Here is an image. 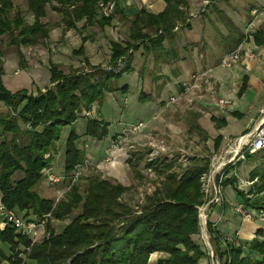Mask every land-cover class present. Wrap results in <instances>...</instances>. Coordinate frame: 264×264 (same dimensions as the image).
Here are the masks:
<instances>
[{
  "label": "trees",
  "instance_id": "obj_1",
  "mask_svg": "<svg viewBox=\"0 0 264 264\" xmlns=\"http://www.w3.org/2000/svg\"><path fill=\"white\" fill-rule=\"evenodd\" d=\"M24 2L34 18L31 25L20 10L14 11L13 0H0V36L6 35L16 47L44 44L52 26L62 27L64 33L76 30L77 23L83 21L84 30L94 24L104 29L115 15L122 14L116 6L109 17L99 13V2L112 0ZM164 2L165 9L159 15L148 14L145 10L133 15L129 20L127 40L110 43L107 66L115 68L121 60L127 61L117 73L91 66L81 47L74 54L83 57L85 68L89 70L81 68L66 74L52 64L50 82L53 86L43 93L35 96L25 91L11 94L0 84V101L6 108L5 113H0L1 204L5 211L26 219L39 220L50 215L46 234L36 243L17 233L10 224L0 231V264H148L153 253L162 254L157 264H199L200 260L209 259L198 242L197 207L204 202L200 179L209 171L210 158L193 160L186 167L176 160L151 165L156 177L152 182L145 174L150 165L145 163L143 174L138 169L143 155L137 158L136 154H131L127 164L132 173L139 181L145 180L146 185L154 186V191H142L135 202H129L126 197L132 187L96 175L72 181L86 158L77 147L79 136L71 129L65 141L63 168L68 190L57 202L42 197L39 192L45 171L52 167L63 129L79 120L82 112L93 106L101 107L106 94L126 91L118 85L124 74L132 72L133 52L143 47L146 59L152 55L155 63L171 60L172 55L163 43L171 40L178 25L188 27L190 17L186 0ZM47 6L60 16V21L50 26L41 21L46 16ZM222 24L227 29L222 40L231 53L242 44L245 36L228 19ZM250 36L255 46L264 47V26ZM1 57L0 53V76L3 72ZM243 90L245 82L240 92ZM140 99L143 102L146 97ZM199 117L198 113H189V130L207 139L206 132L197 124ZM84 118L87 137L101 141L108 136L107 124L92 116ZM211 120L217 129L226 125L224 120ZM221 141V137L216 139L215 150ZM253 162L258 164L249 173V180L256 181L247 193L239 190L235 175L224 179L222 185L230 186L245 206L264 212V201L257 200L249 205L247 199L248 195L264 193V151L246 154L238 165ZM52 221L63 224L59 232L52 228ZM207 233L221 264H264V233L261 231L246 244H236V238L224 241L210 223Z\"/></svg>",
  "mask_w": 264,
  "mask_h": 264
},
{
  "label": "crops",
  "instance_id": "obj_2",
  "mask_svg": "<svg viewBox=\"0 0 264 264\" xmlns=\"http://www.w3.org/2000/svg\"><path fill=\"white\" fill-rule=\"evenodd\" d=\"M186 1L188 4L187 12L190 17L188 21L189 26L185 28L181 27L177 31H174L171 40L163 43L165 50L172 55L170 58L171 60L168 63L158 62L160 63V65H158L154 62L152 55L148 56L146 59V52L143 50V47H140L133 52L132 61L143 58L141 69L138 70L137 67L132 65V72L124 74L118 86L119 88H125V92L130 96L132 90L129 84L130 79L133 80L134 85L137 83L141 87L149 77L160 89L162 86L166 88L171 82L184 81L188 78L189 72L193 70H196L198 75L200 73H205L209 86L206 90L210 92L214 90V94H210V96L207 95L208 100L206 104L216 105L219 99L230 101V104L226 106L227 110L221 111L222 113H219L220 111L213 107L210 108L215 111V114L210 117V120L211 118H215L219 121L224 120L226 122L224 127L218 129L220 133L217 138L221 137L222 143L223 140H226L227 136L240 137L250 132L260 119L258 114L261 115L264 113V47H257L251 42L249 47L257 55L256 59L248 60L244 58L234 63L230 69L222 67L220 64L221 59L229 54V49L222 40V37L227 35V29L223 26L222 21L228 19L240 31L239 22H241V17H243L242 14L240 17L237 10L238 8L236 7L237 5H231L228 0ZM112 2H114L115 6L122 14L115 15L111 24L104 29H100L98 25L94 24L84 30L82 29L83 21L77 23L76 30H68L64 33L62 27L56 28L52 26L49 37L44 44L29 47L13 46L10 44V40H4L7 37L6 35L0 36V53L2 55L1 68L3 71L0 76L1 86L11 94L25 91L29 95L35 96L39 92L43 93L53 86L50 82V65H57L61 71L64 70L65 65L59 60L60 56L64 55L66 57H71L73 63H69L71 64V66H68L69 71L77 69L79 66L85 67L83 57L74 54V52L78 51L81 47L84 48L85 56L91 66H101L100 57L103 54L107 55V59L109 60L110 43L125 41L120 37L119 30L121 31V27L129 23L128 21L133 15L140 10H145L151 15H159L165 9L164 0H112ZM23 7L25 9V13L23 14L24 19L28 24H33L34 18L28 13L25 2ZM47 8L49 7H46V16L42 18L41 21L50 26L54 23L52 24L50 22L51 15L48 13ZM52 13L55 12L52 11ZM123 16L125 18H123ZM58 21H60V19L56 20V22ZM212 33H214V37H216L215 40L211 37ZM83 39H86V41L83 42ZM187 51L188 54L182 56V52L186 53ZM51 53H53V56ZM151 59L152 65L151 63L147 65L148 60ZM185 64H188L187 66L189 68H185ZM153 65L157 73L151 70V66ZM179 65L184 66L182 67L184 72L180 70ZM101 67L104 68L103 65ZM146 72L147 75H145ZM243 82H245V90L240 92ZM120 93L122 92L106 94L105 100L100 107L101 110L106 106L111 110H120L121 116L115 123H111L109 120L104 121L97 119L95 111L96 106H93L92 118L108 125V136L104 140L96 141L85 135L86 120L79 119L70 128L75 130L79 136V142H81V140L82 142H86V140H90L91 142V147H88V143H84L86 146L84 147L85 150L78 147L80 150L82 149L84 151V154L89 150V154L85 155V162L91 161V166H95V168L105 173L106 178L104 179L117 182L125 187L134 188L141 181L132 173L127 164L128 159L123 161V158H119L117 162L111 165L104 162V158L111 148L107 140H110V138L121 131L123 123L132 124L135 123L134 121L139 120L135 117L134 113H129L128 105L123 104L124 100L127 102V99H123L122 97L114 98ZM161 93H164V89H162ZM149 94L151 95V93ZM138 99H140V95ZM150 102L145 106L142 104L138 112L142 111L141 113H143L144 116H151V105H155V102ZM125 107L126 112L123 111ZM4 110H6V108L0 101V112ZM127 114H129V117ZM198 114L201 117V114ZM131 115H134V118H132ZM147 118L148 123L151 119H149V117ZM199 127L202 129L200 125ZM131 139H134V137ZM140 140L141 139L135 137V139L131 141L136 143ZM221 143L217 150L214 148V152H219L222 147H226L227 144L221 146ZM137 144L140 145V143ZM142 148L148 149V147H133L128 153H130V155L136 154L137 158L143 155L142 161H144L143 164L145 165L147 152L144 155ZM118 154V156H121L120 153ZM123 163H125L126 166H124ZM140 164L141 161L138 164V169H140L143 174L141 170L143 164ZM257 164L258 162L242 163L239 164L237 168L239 167L238 171H243L246 166L251 165V172ZM63 168L59 170L60 174L56 173L52 168L50 172L52 175L58 176L60 178L59 180H61ZM235 173L238 176L237 170H235ZM249 173L243 178L246 183H243L240 191L244 193H247L251 185L256 181L249 180ZM231 175L233 174L230 173L228 177ZM227 190H229L230 194L235 196L236 203H233L228 198ZM230 190L232 191L230 186L224 187L222 204L211 208L209 223L217 230L222 238H236V244H246L258 231L264 233V221H244L241 216L234 211V205L243 204L249 212H251L250 209L252 208L245 206L246 204H244V201ZM247 199L249 200V205L257 200L264 201V193L260 195H248ZM161 257L162 254L160 253L151 254L148 264H157V260ZM199 264L212 263L209 259L204 258L200 260Z\"/></svg>",
  "mask_w": 264,
  "mask_h": 264
},
{
  "label": "rangeland",
  "instance_id": "obj_3",
  "mask_svg": "<svg viewBox=\"0 0 264 264\" xmlns=\"http://www.w3.org/2000/svg\"><path fill=\"white\" fill-rule=\"evenodd\" d=\"M228 1L229 3H231V5H237L236 7L238 8L237 10H238L239 16L241 17V14L243 16L241 17V22H239V29L244 36L252 34L255 30H257L261 26H264V17H258L257 19H254L251 16L252 10L264 9V0H257V1L256 0H228ZM23 4H24L23 0H13L14 11L20 10L21 13L24 14L25 9L23 7ZM47 9H48V13L51 15L50 22L52 24L55 23L57 19H60V16L57 13L56 14L52 13V11L49 8ZM129 27H130V22L128 24L123 25L121 27V31L119 30V33H120L119 35L124 40H127ZM178 27H179L178 29H180L181 25H178ZM174 31H177V30L174 29ZM214 36H215L214 33H212L211 37L215 40L216 37ZM4 40L8 41L9 38L6 37ZM52 54L53 53H51V55ZM186 54H188V51L186 53L182 52V56H185ZM59 60L62 61V63L65 65L63 72L67 74L69 72L68 66H71V64L69 63L71 62L73 63L71 57L69 56L66 57L63 55L59 57ZM100 60H101L100 65L104 66V70L108 69V66H106V64H108L107 55L103 54L100 57ZM122 61H126V59H123L120 62ZM141 62H143V58H138L135 61H132L131 65H134L139 70L141 69ZM149 63H151L152 65V59L148 60L147 65H149ZM156 64L160 65V63H156ZM185 65H186L185 68L188 67L187 66L188 64H185ZM153 67L155 66L154 65L151 66V70L157 73ZM179 67H180V70L184 72V69L182 68L184 66L179 65ZM81 68H84V70H89V68H85L83 66H79L77 69H81ZM77 69H74V70H77ZM145 75H147V72L145 73ZM197 76L198 74L196 70H193L189 72L188 78L185 79L184 81L182 82L177 81L178 83L176 81L173 83L171 82L170 85H168L166 88L162 86V88L160 87V89L159 87L156 86L155 82L153 83V81H151L149 77L147 78L146 82H144L143 86L141 85L142 88L137 83H135L134 85L133 80L130 79L131 82L129 81V84L132 87L130 96H128V93L122 92L119 95H116L114 98L122 97L123 99L124 98L127 99V102L126 100H124L123 104L128 105L129 113H134L135 117L139 119L138 121L144 122L146 126H145V129L142 131V133L138 135H131L127 131L131 123L130 124L123 123V125L121 126V131L118 132L114 137L110 138V140H107L111 148L107 152V155L104 158V162L106 164L111 165L112 163L117 162V159L119 158H123V161H125L129 159L130 153H128V151L130 149L128 148L130 146L136 147V148L137 147H149L150 141H153L155 143H159L162 141L165 144V146L169 147L172 151H174L175 154L179 155L181 153H184V155L187 157V162L185 163V165H182V167H186L189 165V163H192L193 160H203V159L211 158L213 155L219 153L224 148H227V146H229L231 142H234L235 139L239 138V137L227 136L226 140H223V142L221 143V146H224L225 144H227L226 147H222L219 152H214L215 151L214 150L215 139L217 138L220 132L215 127L214 123L210 120V117L213 114H215V111L211 110L210 108L213 107L214 109L219 110L220 111L219 113H222L221 111H226L227 108L225 107L221 109L217 107L216 105L206 104L208 100L207 95L210 96V94H214L213 93L214 90H211V92L206 90V88L209 87L207 86V84H205V80L207 79V77L202 78V79L199 78L196 88L192 89L188 93L184 91V87L185 86L190 87L189 85L193 83V78ZM162 89H164L163 94L161 93ZM149 93H151V95ZM139 95L140 97L141 96L146 97V99L142 102L141 99H138ZM172 99L173 101H171ZM150 100L151 102H155V105L154 104L151 105V109H152L151 116L150 115L144 116L143 113H141L142 111L138 112V110L140 109V106L142 104H144L143 106H145L146 104L150 102ZM95 111H96L97 119L104 120V121L109 120L111 123L117 122L119 120V117L121 116L120 110L118 111L115 109L111 110L107 106L105 108H102V110L100 109V107L99 108L96 107ZM123 111L126 112V107L123 108ZM5 112L6 110L0 113H5ZM192 112L193 113L197 112L201 114V117L197 120V123L202 127V130L206 132L208 136L207 139L204 138L203 135H200L198 132H190L189 126L187 124V120L189 119V113H192ZM84 113L85 112L81 113L80 119L86 120L84 118L85 117ZM134 115H131L132 118H134L133 117ZM127 116L129 117V114H127ZM258 116L259 118H261L262 114L261 115L258 114ZM147 117L151 119L148 123H147L148 121ZM138 121H134V122H138ZM71 129L72 128L70 127H66L65 129H63L62 136L60 139L61 141H59L56 146V151H55L56 155L54 156V159H53L54 165L52 164L51 168L58 174H60L59 170L64 167L65 140L68 134L70 133ZM133 137L134 139L135 137L141 139L140 140L141 142L140 141L139 142L137 141L136 143L132 142L131 140H134V139H131V138ZM0 141H1V136H0ZM84 143L86 144L88 143V147H91L90 140H86V142H82V140L81 142L78 141L77 147H81L83 150H85L84 147L86 146ZM137 143H140V145ZM82 149L81 151L84 153ZM142 149L145 155L148 149L147 148L145 149L142 148ZM118 153H120L121 156H118L119 155ZM86 154H89V150H87L84 155ZM143 163L144 161L141 160L140 165H142ZM123 164L124 166H126L125 163ZM91 165H92L91 161H87L85 162L83 166L78 167L76 170V171H79V175L77 179L87 178L92 175L99 176L102 179L106 178L105 173H103L98 168H95V166H91ZM236 165H238V163ZM143 166L141 167L142 171L144 169ZM250 168H251V165L246 166L243 169V171L242 170L238 171L239 167L237 168V166L235 168L238 174L237 177L240 180H242L244 183L246 182L243 180V178L247 175V173L250 172L251 170ZM62 175H63L62 179L59 180V182L55 184H50L45 178L41 186L39 187L40 195L44 198L52 199L55 202L63 198L65 192L69 188L68 187L69 185H68V181L65 180L64 174ZM237 177L235 178L238 181V188L239 190H241V187L243 184H239V179ZM57 178L60 179L58 176ZM147 180L152 181V182L156 181V179L155 180L147 179ZM146 183L147 182L144 180V181H141L139 184H137V186L134 187L128 193L126 200L129 202H135L138 198L139 193H141L142 191L149 193L148 192L149 185L148 184L146 185ZM232 191L237 196L236 192L233 189ZM227 194H228V198L233 203L237 202L235 200V196L230 194L229 190H227ZM250 211L257 213V211L252 210V209H250ZM51 225H52V228L56 232H59L63 224L52 221ZM255 237L256 235L252 237L251 240H249V242H251ZM198 242H200V244H202L204 248V245L201 239H199Z\"/></svg>",
  "mask_w": 264,
  "mask_h": 264
},
{
  "label": "built area",
  "instance_id": "obj_4",
  "mask_svg": "<svg viewBox=\"0 0 264 264\" xmlns=\"http://www.w3.org/2000/svg\"><path fill=\"white\" fill-rule=\"evenodd\" d=\"M115 4L112 2H99L98 9L99 13L104 17H109L114 12ZM251 16L254 19L258 17H264V9H254L251 11ZM178 30V28H175ZM249 35H245V39L242 44L233 52L225 55L221 59V66L230 69L232 65L242 59L254 60L257 58V55L249 47V44L252 42V38ZM126 64V61L119 62L116 68L108 67L105 69L107 72L117 73L122 70ZM205 73H201L197 77L193 78V83L189 85L190 87H184V91L188 93L192 89L196 88L197 80L200 78H205ZM207 79L205 84H207ZM208 86V84H207ZM173 101V99L171 100ZM230 104V101L219 99L216 102V106L223 109ZM92 115V109L86 111L84 116L90 118ZM145 123L138 121L129 125L127 131L131 135H138L142 133L145 129ZM128 149H133L129 147ZM264 151V113L259 119L255 127L245 135L240 136L235 139L234 142H231L227 148H224L219 153L213 155L210 158V166L207 174L201 177V188L204 195V202L197 207L198 210V219H199V228H200V239L204 245V249L208 258L212 264H221L217 259L215 252L210 244L209 235L207 233V224L209 223V214L211 208L216 205H221L223 201V186L222 183L224 179L228 177L230 173L235 175L236 164L245 159L246 154H254ZM176 160L178 163L185 165L187 162V157L184 153L175 154L169 147H166L165 144L161 141L155 143L153 141L149 142V147L147 151L146 163L150 165L146 169V175L149 179H156L153 166L155 164H160L163 162H170ZM51 168L45 171V178L50 184H55L59 182V179L51 174ZM79 175V171H76L73 182L76 181ZM238 178V177H237ZM239 179V178H238ZM244 182L239 179V184ZM154 191V186L149 185L148 192L151 193ZM234 211L241 216L244 221L254 222V221H264V212L257 211L249 212L244 207L243 204L234 205ZM0 231H3L4 228L10 224L13 225L17 233L29 238L32 243L39 242L44 235L46 234V226L50 220V215H45L41 219H26L23 216L17 215L12 211H5L0 200ZM238 235V234H237ZM224 241H232V238H224Z\"/></svg>",
  "mask_w": 264,
  "mask_h": 264
}]
</instances>
